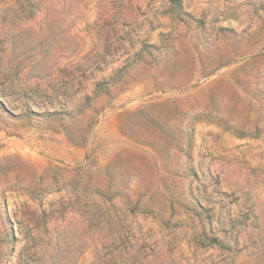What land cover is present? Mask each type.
I'll return each instance as SVG.
<instances>
[{"label":"rangeland","instance_id":"obj_1","mask_svg":"<svg viewBox=\"0 0 264 264\" xmlns=\"http://www.w3.org/2000/svg\"><path fill=\"white\" fill-rule=\"evenodd\" d=\"M226 2L73 0L38 36L0 0V264H264V0Z\"/></svg>","mask_w":264,"mask_h":264},{"label":"crops","instance_id":"obj_2","mask_svg":"<svg viewBox=\"0 0 264 264\" xmlns=\"http://www.w3.org/2000/svg\"><path fill=\"white\" fill-rule=\"evenodd\" d=\"M72 2L73 0H34L36 14L34 19L30 20L27 25L33 27L35 33L38 36L45 33L40 30L43 24H50L51 22L55 21L56 24L63 25V19L61 18L62 15H60L59 12H61L64 7L66 9ZM220 5L222 8H224L226 5H228V3L226 2V0H220ZM83 6L84 1L80 3V8H83ZM94 18L95 16L92 17V19ZM35 53L39 54L40 49L37 48L35 50ZM237 90L242 95V97H246L245 93H241V90L239 88H237ZM257 151L263 152L264 149H258Z\"/></svg>","mask_w":264,"mask_h":264}]
</instances>
